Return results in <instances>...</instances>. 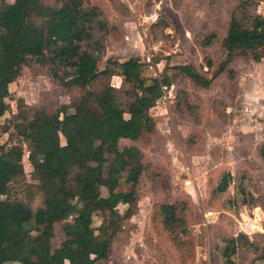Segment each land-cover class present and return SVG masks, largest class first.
Segmentation results:
<instances>
[{
	"label": "trees",
	"instance_id": "trees-1",
	"mask_svg": "<svg viewBox=\"0 0 264 264\" xmlns=\"http://www.w3.org/2000/svg\"><path fill=\"white\" fill-rule=\"evenodd\" d=\"M107 30L102 10L88 0H0V117L9 109V84L26 66L44 67L70 97L53 110L27 107L23 101L17 104L13 125L26 142L34 180L27 187L42 198L35 209L30 200L10 195L13 181L25 183L23 146L6 147L0 139V264H103L124 223L138 211L144 155L134 145L121 148L119 142L150 139L154 120L149 111L161 96L162 85L171 80L167 72L161 78L144 77L145 62L139 55L123 60L108 56L101 61L106 34L97 32ZM214 40L223 53L218 63L208 51ZM199 47L205 65L214 73L206 76L190 63L174 65L175 72L204 88L224 73L235 92L233 60L264 57V15L256 13L251 0H239L224 36L210 32ZM114 75L121 77L119 87L111 84ZM259 155L264 162V144ZM230 179L229 173H222L212 192H226ZM123 184L128 188H121ZM234 185L230 201L235 209L257 204L239 175ZM186 202L160 200L152 217L158 218L177 249L190 242ZM119 205L125 206L122 211ZM94 213L100 218L96 225ZM58 224L61 237L54 246ZM260 234L255 236L264 239ZM239 239L257 250V258L264 262V240L258 247L246 233H239L237 238L223 239L220 254L225 263L234 264Z\"/></svg>",
	"mask_w": 264,
	"mask_h": 264
},
{
	"label": "rangeland",
	"instance_id": "rangeland-1",
	"mask_svg": "<svg viewBox=\"0 0 264 264\" xmlns=\"http://www.w3.org/2000/svg\"><path fill=\"white\" fill-rule=\"evenodd\" d=\"M88 2L102 10L110 28L109 32H97V35L106 34L101 61L108 56L123 60L139 55L145 62L144 77L161 78L167 72L171 80L169 85H162L161 97L149 111L154 120L150 139L119 142L121 148L138 147L146 167L138 186V211L124 223L103 264H228L220 254L223 239L237 238L243 233L240 223L253 218L257 211L263 215L258 222L261 229L246 235L261 247L264 239L255 233L264 236V162L259 155L264 144V57L259 61L233 60L232 67L237 73L235 92L224 73L204 88L172 68L190 63L206 76L214 73V68L208 69L205 65L199 43L210 32L224 36L229 16L239 0ZM251 2L256 13L264 15V0ZM208 51L215 63L223 57L218 41L214 40ZM111 84L119 87L121 77L112 76ZM6 100L9 109L0 117V139L6 147L12 143L22 144L25 171V183L13 181L10 195L30 200L35 209L42 204V198L27 187L34 180L30 176L26 142L13 125L17 120V104L23 101L27 107L43 106L53 110L68 103L70 97L44 67L34 64L24 67L19 77L9 84ZM61 143H64L62 136ZM222 173L231 175L229 188L222 194H214L212 190ZM237 175L244 185H249L257 200L254 206L235 209L230 201L235 194ZM121 188L127 189L128 185L123 184ZM102 193L105 194V189ZM176 198L187 201L185 214L190 242L184 249H177L158 218H152L157 202ZM124 207L119 205V210ZM94 214L96 225L100 218L98 213ZM60 237L58 224L54 246L59 244ZM257 257V250L241 239L237 241L232 256L234 264H264Z\"/></svg>",
	"mask_w": 264,
	"mask_h": 264
},
{
	"label": "built area",
	"instance_id": "built-area-1",
	"mask_svg": "<svg viewBox=\"0 0 264 264\" xmlns=\"http://www.w3.org/2000/svg\"><path fill=\"white\" fill-rule=\"evenodd\" d=\"M159 98H157L155 102H157ZM257 212L254 213L253 218L249 217L247 218V220H244L242 223H240L241 224L240 231L249 234V232H256L261 229V226L258 224V222L259 220H261V217H263V215L259 211Z\"/></svg>",
	"mask_w": 264,
	"mask_h": 264
}]
</instances>
